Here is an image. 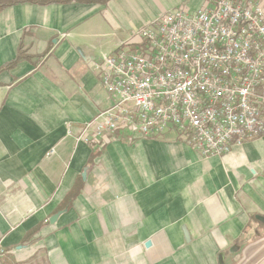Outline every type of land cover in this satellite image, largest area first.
<instances>
[{
	"label": "crops",
	"instance_id": "1",
	"mask_svg": "<svg viewBox=\"0 0 264 264\" xmlns=\"http://www.w3.org/2000/svg\"><path fill=\"white\" fill-rule=\"evenodd\" d=\"M204 3L0 14V67L22 54L0 72V264H264V136L223 156L172 132L78 141L112 103L95 63L165 13Z\"/></svg>",
	"mask_w": 264,
	"mask_h": 264
},
{
	"label": "built area",
	"instance_id": "2",
	"mask_svg": "<svg viewBox=\"0 0 264 264\" xmlns=\"http://www.w3.org/2000/svg\"><path fill=\"white\" fill-rule=\"evenodd\" d=\"M95 68L112 103L78 141L172 132L200 155L223 156L264 136V0L169 11Z\"/></svg>",
	"mask_w": 264,
	"mask_h": 264
},
{
	"label": "trees",
	"instance_id": "3",
	"mask_svg": "<svg viewBox=\"0 0 264 264\" xmlns=\"http://www.w3.org/2000/svg\"><path fill=\"white\" fill-rule=\"evenodd\" d=\"M112 0H0V14L4 12L6 9L20 6V5H36V6H51V5H70V4H80V5H106ZM217 1V0H215ZM20 60H22L21 52H18L14 61L5 65L4 67H0V72L5 69H9L15 64H17Z\"/></svg>",
	"mask_w": 264,
	"mask_h": 264
},
{
	"label": "water",
	"instance_id": "4",
	"mask_svg": "<svg viewBox=\"0 0 264 264\" xmlns=\"http://www.w3.org/2000/svg\"><path fill=\"white\" fill-rule=\"evenodd\" d=\"M64 212H66V211L64 210L63 212H58L55 216H53V217L51 218L50 222H55L56 219H57L62 213H64Z\"/></svg>",
	"mask_w": 264,
	"mask_h": 264
},
{
	"label": "bare ground",
	"instance_id": "5",
	"mask_svg": "<svg viewBox=\"0 0 264 264\" xmlns=\"http://www.w3.org/2000/svg\"><path fill=\"white\" fill-rule=\"evenodd\" d=\"M137 137H139V136H137ZM140 138H143V137H140ZM146 139H151V138H146Z\"/></svg>",
	"mask_w": 264,
	"mask_h": 264
},
{
	"label": "rangeland",
	"instance_id": "6",
	"mask_svg": "<svg viewBox=\"0 0 264 264\" xmlns=\"http://www.w3.org/2000/svg\"><path fill=\"white\" fill-rule=\"evenodd\" d=\"M53 42V41H52Z\"/></svg>",
	"mask_w": 264,
	"mask_h": 264
}]
</instances>
